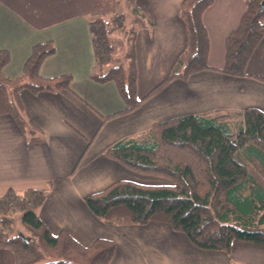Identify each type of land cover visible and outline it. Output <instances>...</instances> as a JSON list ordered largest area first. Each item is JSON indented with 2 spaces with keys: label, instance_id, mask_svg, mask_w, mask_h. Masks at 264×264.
<instances>
[{
  "label": "trees",
  "instance_id": "1",
  "mask_svg": "<svg viewBox=\"0 0 264 264\" xmlns=\"http://www.w3.org/2000/svg\"><path fill=\"white\" fill-rule=\"evenodd\" d=\"M213 1H182L178 15L186 34L184 49L167 78L138 100L135 38L139 30L151 27L152 21L135 0H129L130 21L119 12V0H0L37 30L79 17L88 20L96 62L91 80L113 82L125 105L123 111L104 121L131 113L169 83L186 81L204 71L246 76L247 64L264 39V11L259 13L263 0H243L245 11L226 38L220 70L208 65L209 40L202 22ZM54 52L51 42L35 45L22 74L8 79L2 71L10 56L0 51V116H11L31 139L29 144L43 137L23 116L20 92L38 95L70 89L69 76L44 78L39 74L44 59ZM235 115L241 122L232 130L228 123ZM104 156L125 170L161 177L168 184L117 181L86 197V207L103 223L114 227L164 223L195 248L227 255L234 241L264 247V185L245 165L256 162L264 170V113L259 110L173 118L138 137L115 143ZM48 197L49 193L41 190L12 189L0 197V250L10 251L14 264H111L114 242L97 239L84 247L65 231L50 233L37 216Z\"/></svg>",
  "mask_w": 264,
  "mask_h": 264
},
{
  "label": "crops",
  "instance_id": "2",
  "mask_svg": "<svg viewBox=\"0 0 264 264\" xmlns=\"http://www.w3.org/2000/svg\"><path fill=\"white\" fill-rule=\"evenodd\" d=\"M182 1L135 0L152 21L135 38L138 100L167 78L184 49L186 34L178 15ZM244 11L243 0H214L204 12L210 68H223L226 38ZM48 42L54 44L55 52L44 59L39 74L44 78L69 76L70 89L38 95L20 92L23 116L42 133L38 143L29 144L31 139L11 116H0V197L9 189L48 192L37 216L50 233L65 231L84 247L97 239L114 242L111 264H264L263 246L234 241L229 255L200 250L164 223L109 226L84 203L86 197L117 181L168 184L143 180L107 159L104 152L115 143L181 116L247 109L264 113V81L257 79H264V39L247 64L245 77L204 71L186 81L169 83L135 111L107 121L104 118L123 111L125 105L113 82L91 80L96 62L88 20L79 17L37 30L0 2V51L10 56L2 71L6 78H18L32 48ZM0 264H14L13 254L0 250Z\"/></svg>",
  "mask_w": 264,
  "mask_h": 264
},
{
  "label": "rangeland",
  "instance_id": "3",
  "mask_svg": "<svg viewBox=\"0 0 264 264\" xmlns=\"http://www.w3.org/2000/svg\"><path fill=\"white\" fill-rule=\"evenodd\" d=\"M120 1V7H119V12H122L126 15V18L128 21H130V15L132 14V6L129 0H119ZM53 44V43H52ZM54 46V44H53ZM121 55V54H120ZM70 88V86H69ZM241 122L240 117L238 116H232V119L229 121V126L234 130L237 126H239V123ZM242 162L245 163L244 160H241ZM245 165L248 167L249 172L256 178V180L264 185V170L258 165L256 162H252L251 164H246ZM141 176L139 178L146 180V181H152V183H156V181L164 180L161 177H156V176H148V175H139ZM165 181V180H164ZM168 183V182H167ZM19 228V229H18ZM17 231L21 230V227L17 226Z\"/></svg>",
  "mask_w": 264,
  "mask_h": 264
},
{
  "label": "water",
  "instance_id": "4",
  "mask_svg": "<svg viewBox=\"0 0 264 264\" xmlns=\"http://www.w3.org/2000/svg\"><path fill=\"white\" fill-rule=\"evenodd\" d=\"M264 11V0L260 4L259 13H262Z\"/></svg>",
  "mask_w": 264,
  "mask_h": 264
}]
</instances>
